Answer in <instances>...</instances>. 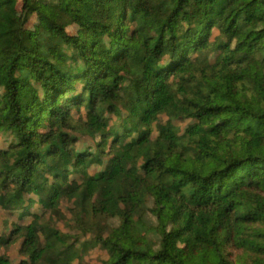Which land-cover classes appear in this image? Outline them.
I'll use <instances>...</instances> for the list:
<instances>
[{
	"label": "trees",
	"instance_id": "trees-1",
	"mask_svg": "<svg viewBox=\"0 0 264 264\" xmlns=\"http://www.w3.org/2000/svg\"><path fill=\"white\" fill-rule=\"evenodd\" d=\"M12 250L264 264V0H0V264Z\"/></svg>",
	"mask_w": 264,
	"mask_h": 264
},
{
	"label": "rangeland",
	"instance_id": "rangeland-1",
	"mask_svg": "<svg viewBox=\"0 0 264 264\" xmlns=\"http://www.w3.org/2000/svg\"><path fill=\"white\" fill-rule=\"evenodd\" d=\"M7 54L12 57L13 51L12 50H8ZM211 57H214V51L211 50L210 51ZM171 115H174V111H171ZM153 131L155 133L156 129L154 128V123H153ZM133 136L131 135L129 139H132ZM81 140L83 141V145H89L92 142L91 138H88L87 136H83L81 138ZM104 168V162L101 161V163H99V165L92 167V171L97 172V171H102V169ZM69 204V201L64 203L61 208V213L60 216L62 217L61 220H56L55 221V225L60 226L61 228H64L66 230L69 229L70 225H72L74 223V217L72 215L69 214L67 206ZM86 242V246L82 247L81 250H85V255L86 257L90 256L91 254H93L94 256H96L97 251H96V247H95V242H94V235L93 234H87L84 238V240ZM82 244V241L78 242V247ZM11 255V264H17V259L20 256L18 254V252L16 250H12V252L10 253Z\"/></svg>",
	"mask_w": 264,
	"mask_h": 264
}]
</instances>
